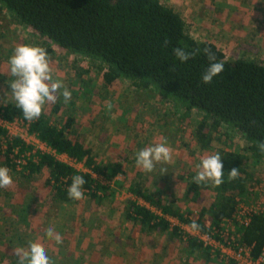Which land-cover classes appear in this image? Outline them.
I'll return each mask as SVG.
<instances>
[{"label":"trees","instance_id":"trees-1","mask_svg":"<svg viewBox=\"0 0 264 264\" xmlns=\"http://www.w3.org/2000/svg\"><path fill=\"white\" fill-rule=\"evenodd\" d=\"M0 4L35 34L51 41L45 47L48 53L59 50L80 53L105 64L103 79L107 86L127 78L137 88L154 87L165 99L180 105L186 116L198 117L202 113L195 132L201 146H209L213 133L226 129L228 149L221 156L222 185L195 184L192 176L179 204V200H167L151 191L143 174L137 172L127 189L130 196L123 203L128 223L140 226L144 232H168L185 243L191 252L203 251L208 259L222 264L235 262L204 247L197 237L169 217L188 225L195 221L202 233H215L220 242L235 248H249L254 259L263 253L264 212L252 214L249 223L235 216L239 201L251 203L248 201L258 196L253 187L264 182V152L258 147L264 142L263 62L232 59L214 42L197 41L181 15L162 0H0ZM165 41H168L166 46ZM176 47L196 55L182 63L173 54ZM204 48H209L225 66L224 72L210 84L201 80L209 66ZM61 106L54 105L53 112L58 113ZM0 116L8 122H25L28 132L52 150L83 163L85 171L42 151L34 152V158L27 159L22 174L34 176L48 170L47 183L57 200L80 202L69 199L67 194L74 175L84 177V192L95 206H102L112 197L113 190L105 181L113 182L122 166L104 164L97 159L85 134L78 130L76 117L52 120L42 113L39 119L29 122L16 104H4L1 100ZM32 149L33 146L11 135L0 124V166L16 170L15 159ZM248 165L258 168L249 170ZM233 168L239 169V177L229 180L228 173ZM212 190L217 193L215 199L211 196Z\"/></svg>","mask_w":264,"mask_h":264},{"label":"rangeland","instance_id":"rangeland-1","mask_svg":"<svg viewBox=\"0 0 264 264\" xmlns=\"http://www.w3.org/2000/svg\"><path fill=\"white\" fill-rule=\"evenodd\" d=\"M162 1L181 15L197 41L214 42L232 59L264 63V0ZM20 44L45 48L51 41L35 34L0 4V100L4 104H16L10 93L14 77L8 61ZM48 54L54 78L63 82L72 97L65 104L60 96L55 104H46L43 113L52 120L76 117L78 130L85 134L97 159L104 164H120L123 179L105 181L113 195L100 207L86 193L78 204L61 202L47 183L48 170L34 176L22 174L27 159L34 158L33 152L17 157L18 167L10 171L13 185L0 189V263L17 264L13 249L27 248L33 241L43 244L55 264H222L208 259L203 251L191 252L168 232H144L128 223L123 203L130 196L129 184L140 172L151 191L181 204L186 183L196 175L201 158L215 153L222 156L228 149L226 129L213 133L211 144L203 147L195 136L202 113L186 116L180 105L165 99L154 87L137 88L127 78L107 86L103 79L106 65L83 54L64 50ZM108 101L113 105L110 110ZM57 103L62 106L54 113L52 108ZM9 128L11 135L27 138L33 151L41 150L42 143L26 135L25 122L10 124ZM162 138L173 149L172 162L159 163L150 173L139 169L135 153L160 143ZM162 168L167 172L162 173ZM257 168L248 165L249 170ZM253 188L258 196L251 193V205L264 196V190ZM211 192L215 199L217 193ZM176 224L189 229L183 222L176 220ZM49 226L63 236L62 244L47 238Z\"/></svg>","mask_w":264,"mask_h":264},{"label":"clouds","instance_id":"clouds-1","mask_svg":"<svg viewBox=\"0 0 264 264\" xmlns=\"http://www.w3.org/2000/svg\"><path fill=\"white\" fill-rule=\"evenodd\" d=\"M165 46L168 41H165ZM209 66L203 73L201 80L204 84L212 83L214 77L225 70L223 62L216 60V56L209 48L203 49ZM174 56L182 63L196 55V52L186 51L184 48L176 47L173 49ZM9 72L14 79L9 84L12 99L16 107L21 109L26 121H34L42 115L46 104H55L60 96L63 102L68 104L71 101L72 93L59 79L54 78V68L51 57L46 48L38 45L20 44L14 49L9 58ZM63 89V91H61ZM6 93V97H7ZM107 109L113 107L111 101L106 102ZM264 152V142L258 145ZM173 149L168 146L167 141L162 138L160 143L147 146L135 153V164L144 172H153L155 166L159 163L172 162ZM219 153L207 155L201 158L200 163L196 165V175L193 177L195 184L211 182L212 186L219 187L224 183L223 163ZM162 173L167 170L162 168ZM229 180H235L239 177V169L233 168L228 173ZM115 179H123L119 174ZM86 180L81 175H74L72 182L67 189L69 199L80 201L85 199L83 186ZM13 185V177L10 175V169L0 166V189H7ZM193 232H198L200 226L193 221L190 225ZM45 235L49 240L56 244L63 243V236L56 232L54 227L49 226ZM17 259V264H55L50 258L43 244L39 242H28V247H16L13 249Z\"/></svg>","mask_w":264,"mask_h":264},{"label":"built area","instance_id":"built-area-1","mask_svg":"<svg viewBox=\"0 0 264 264\" xmlns=\"http://www.w3.org/2000/svg\"><path fill=\"white\" fill-rule=\"evenodd\" d=\"M16 122H19V121H16ZM16 122H8L0 116V124L6 128H9L10 124H14ZM26 131H27L26 135L33 136V138L35 139V140L33 139L34 141H37L38 143H42V145H43V146H41L42 151L52 152L58 158H60L61 160L75 166L76 168H79V167L83 168L84 167L83 164H81L76 159L71 158L70 156H68L66 154H56V152L54 150L49 148L44 142L39 140L35 135H31L28 132V128L26 129ZM16 136H18V135H16ZM19 137H21L27 144L30 143L29 140L27 138H25L23 135L19 134ZM257 188L264 190V182L261 185H258ZM258 212H260V213L264 212V196L262 198H260L259 201L254 202L253 205L245 203V202H239L237 205L235 216L237 217V219L239 221L249 223L251 215L254 213H258ZM169 219L175 224H176V220L178 222H180L178 219H175V218L169 217ZM230 224H231V221L229 222V224L226 225L227 231L230 228ZM178 225H180V224H178ZM187 227L189 228L188 230H186L185 228H183L181 226V228H183L187 233L197 237L203 243L204 247L210 248L212 252L220 253L222 258H225L226 260L231 259L235 262V264H264V251L257 259H254L251 255V251L249 248H246V247L235 248L231 245H226V244L220 242L216 238L215 233H202L200 230L198 232H193L190 229V225H187Z\"/></svg>","mask_w":264,"mask_h":264},{"label":"bare ground","instance_id":"bare-ground-1","mask_svg":"<svg viewBox=\"0 0 264 264\" xmlns=\"http://www.w3.org/2000/svg\"><path fill=\"white\" fill-rule=\"evenodd\" d=\"M26 127H27V125H26ZM28 128V127H27ZM38 138V137H37ZM39 139V138H38ZM40 140V139H39ZM43 142V141H42ZM45 143V142H44ZM46 144V143H45ZM47 145V144H46ZM48 146V145H47ZM49 148H51L50 146H48ZM52 149V148H51ZM36 151H42V150H36ZM36 151H32L33 153V155H34V152H36ZM42 152H48V151H42ZM56 152V151H55ZM29 153V152H28ZM31 153V152H30ZM49 153H52V152H49ZM52 154H54V153H52ZM56 154H59V153H57L56 152ZM55 155V154H54ZM67 155V154H66ZM72 158V157H71ZM60 159V158H59ZM81 163V162H80ZM81 164H83V163H81ZM73 166V165H72ZM84 166V165H83ZM75 167V166H74ZM77 169H79V168H77ZM79 170H87L85 167H83L82 169H79ZM143 202V201H142ZM155 209V208H154Z\"/></svg>","mask_w":264,"mask_h":264},{"label":"crops","instance_id":"crops-1","mask_svg":"<svg viewBox=\"0 0 264 264\" xmlns=\"http://www.w3.org/2000/svg\"><path fill=\"white\" fill-rule=\"evenodd\" d=\"M142 202V201H141ZM146 204V203H145ZM147 206H149L150 207V205L149 204H146Z\"/></svg>","mask_w":264,"mask_h":264}]
</instances>
